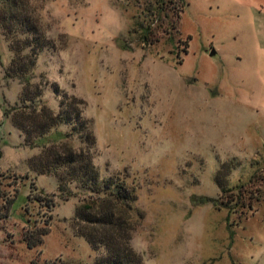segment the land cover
<instances>
[{"label":"rangeland","instance_id":"obj_1","mask_svg":"<svg viewBox=\"0 0 264 264\" xmlns=\"http://www.w3.org/2000/svg\"><path fill=\"white\" fill-rule=\"evenodd\" d=\"M25 3L51 40L34 81L56 111L55 83L85 101L101 175L137 189L132 245L145 264H264V0ZM12 55L0 26V180L15 197L0 264H96L104 248L73 227L79 198L31 170L40 149L5 114L22 90L5 77ZM46 222L29 248L24 233Z\"/></svg>","mask_w":264,"mask_h":264},{"label":"trees","instance_id":"obj_2","mask_svg":"<svg viewBox=\"0 0 264 264\" xmlns=\"http://www.w3.org/2000/svg\"><path fill=\"white\" fill-rule=\"evenodd\" d=\"M27 12L25 0H0V26L13 54L5 77L18 80L22 86L19 104L5 114L11 116L25 144L40 149L29 158V166L37 174L55 176L63 199L79 198L73 227L95 249L104 248L96 264H145L142 254L132 245L144 217L136 207L137 189L125 177L101 175L94 160L97 136L92 120L84 115L83 99L67 93L56 83L53 86L59 97V110L44 99L47 82L34 79L38 57L51 40L38 31ZM14 199L0 180V218L7 217L6 210ZM214 200L203 197L202 204ZM49 201L52 203V199ZM49 232L50 223L46 222L26 231L24 240L29 248H34L43 243ZM30 264L57 263L34 259Z\"/></svg>","mask_w":264,"mask_h":264},{"label":"water","instance_id":"obj_3","mask_svg":"<svg viewBox=\"0 0 264 264\" xmlns=\"http://www.w3.org/2000/svg\"><path fill=\"white\" fill-rule=\"evenodd\" d=\"M216 53L215 49H212L211 55H214Z\"/></svg>","mask_w":264,"mask_h":264}]
</instances>
